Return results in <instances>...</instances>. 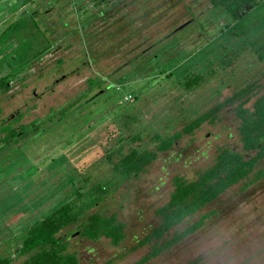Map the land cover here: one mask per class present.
Returning <instances> with one entry per match:
<instances>
[{"label":"rangeland","instance_id":"1","mask_svg":"<svg viewBox=\"0 0 264 264\" xmlns=\"http://www.w3.org/2000/svg\"><path fill=\"white\" fill-rule=\"evenodd\" d=\"M14 1L0 0V75L15 69L17 61L23 70L0 94V119L20 115L13 125L40 120L0 145V223L8 220L18 231L23 222L72 197L75 187L110 181V191L84 215L115 213L125 236L116 246L105 238L86 240L79 235L81 216L56 234L77 254V264H134L201 215L193 232L138 264H264V174L252 180L256 169H264V157L159 239L136 244L159 222L155 210L168 199L173 177L194 179L220 148L241 151L233 105L182 134L137 175H114L105 157L115 127L122 135H140L117 151L152 149L155 133L165 137L180 130L246 85L251 92L244 106L250 108L264 92V58L256 57L247 35L230 34L231 27L216 34L215 27L231 22L220 10L211 12L208 0H35L18 8ZM67 4L75 18L70 25L80 26L71 36L57 35L39 58L37 39L43 37L39 45L47 46L53 26L69 25L61 17ZM46 9L60 17L49 22ZM206 11L212 14L210 32L200 20ZM189 18L190 24L175 30ZM195 73L202 81L183 89L182 79ZM91 80L98 82L88 87ZM23 258L12 257L9 264Z\"/></svg>","mask_w":264,"mask_h":264},{"label":"trees","instance_id":"2","mask_svg":"<svg viewBox=\"0 0 264 264\" xmlns=\"http://www.w3.org/2000/svg\"><path fill=\"white\" fill-rule=\"evenodd\" d=\"M14 2L18 5L16 6L18 8L25 3H32L33 0H15ZM208 3L211 12L220 10L228 17L229 22H231L230 24L225 23L223 26H214L216 28V34H222L231 27L228 33L247 35L246 38L250 41L256 57L259 59L264 58V0H208ZM72 11L71 5L63 9L61 17L65 21L68 20V23L72 20ZM210 11H206V14L200 18V20L204 18L205 25H202V27L207 32L213 29V26L210 27V21L212 19ZM46 12L47 19L50 20L49 22L56 21L55 19L60 17L59 13L54 16V12H51L49 9ZM56 27L53 26L52 28L55 29L51 30L48 35L50 42L46 44L47 46L44 45L41 47L42 45H39L43 41V37L37 39L35 55L41 56L44 52H49L46 49L50 50L53 48L51 44L58 41L61 34L62 37H67L76 32L73 23L72 25L69 23L65 27L59 24V27ZM64 29L66 30L65 34L63 33L65 31ZM56 30L61 33L57 34ZM51 34L53 35L50 37ZM57 35L59 36L56 37ZM17 62L15 69H10L8 72L0 75V94L7 92L12 80L20 78L19 74L23 68H21L22 64L20 65ZM6 66L9 68L11 65L6 64ZM2 67L0 66V69ZM200 81H202L200 73H195L192 76L182 79L181 83L183 89L187 90L198 85ZM97 82V80H91V82L89 81L87 83V86L89 85L88 87H91L93 86L92 84L96 85ZM249 92H251V86H243L235 90L231 95L225 97L222 101L196 115L182 125L180 130L174 131L165 137H160L155 133L153 135L155 144L152 149L130 147L123 153L120 150L117 151L116 148L122 142L135 141L139 139L140 135L129 132L122 135L120 129L115 127L114 144L112 147L107 148L105 157H107L110 163V171L114 175L120 178H129L141 172L146 165L155 159L158 152L167 150L182 134L191 133L205 121L212 122L217 112L223 106L228 104L233 105L234 115L238 119L237 132L241 151L230 147L220 148L214 156L213 163L197 173L194 179L185 181L180 177H173V187L168 195V199L155 210L159 216V222L137 241L136 244L138 246L151 240L159 239L170 227L180 223L185 217L191 216L205 204L215 199L228 187L246 177L254 169L257 161L264 157V92L257 95L253 99L250 108H248L244 104L249 98ZM19 116L0 119V145L10 142L22 133L21 136H23L30 125L33 126L40 120L34 119L27 125H13V122ZM59 120L60 118H57L54 122ZM114 147L115 150L113 149ZM111 154L112 156L115 155L114 158L116 159L114 161L110 157ZM263 174L264 169H256L252 180L261 178ZM83 180L86 182L88 178L84 177ZM108 186L109 189L107 188ZM111 187L112 184L110 181L91 184L86 189L75 187L72 197L54 206L43 216L29 222L23 230L18 248L19 254H26V257L20 264H77V254L74 251L67 250L66 242L57 237L56 234L61 228L78 222L86 210L95 205L103 195L110 191ZM203 218H205V215H201L196 221L183 228L180 232L175 233L170 239L165 240L162 246L153 245L151 250L134 264H138L157 255L162 249L178 241L184 235L193 232L201 225ZM123 227V223L117 219L115 213L104 215L98 212H91L84 215L83 221L78 225L79 235L81 237L90 241L105 238L113 246L119 244L124 238ZM8 263V258L0 257V264ZM100 264H110V261L107 260Z\"/></svg>","mask_w":264,"mask_h":264},{"label":"flooded vegetation","instance_id":"3","mask_svg":"<svg viewBox=\"0 0 264 264\" xmlns=\"http://www.w3.org/2000/svg\"><path fill=\"white\" fill-rule=\"evenodd\" d=\"M34 1L35 0H33V2ZM32 3L30 2V5ZM67 6L70 7V5H68V4H67ZM46 11H47V9L44 12H46ZM101 13H102V11L98 10V13H97L98 16ZM191 21H192V19L189 18L188 20H186V21L182 22L181 24H179L175 28V30L190 24ZM74 26L76 27V26H80V25H74ZM202 30L207 32L204 28ZM21 218L22 217H17L16 221H20ZM28 223H24L23 222V224L20 226L18 231L14 227H10L11 223H8V220H3V222L0 223V257L8 258L9 262H10V260H12V257H21V256L22 257L24 256V258L26 257V254H19L18 253V248H19V245H20V239H21V237L23 235V230H24L25 226ZM24 258L17 264H20L24 260Z\"/></svg>","mask_w":264,"mask_h":264}]
</instances>
